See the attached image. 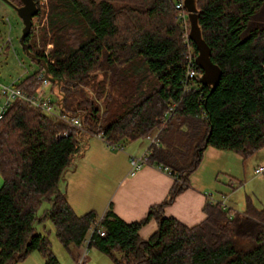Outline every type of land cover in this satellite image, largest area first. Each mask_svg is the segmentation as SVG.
<instances>
[{
	"label": "trees",
	"instance_id": "16d2710c",
	"mask_svg": "<svg viewBox=\"0 0 264 264\" xmlns=\"http://www.w3.org/2000/svg\"><path fill=\"white\" fill-rule=\"evenodd\" d=\"M49 3L39 38L43 47L52 41L50 57L38 47L33 27L26 42L47 62L55 102L81 114L90 132H103L113 145L162 127L150 160L169 167L176 180L140 220L126 222L111 208L102 216L93 210L78 215L61 182L83 148V135L77 129L64 135L62 121L14 101L0 119V264H17L34 251L45 264H59L48 237L34 227L44 200L50 208L43 218L51 220L65 247L90 237L87 246L113 264H264V204L248 198L246 208L236 211L208 200L206 219L194 226L164 214L189 186L208 146L245 159L264 147V0H196L202 35L222 70L213 91L201 78L200 90L184 91L187 44L174 0ZM36 16L42 17L40 10ZM189 44L197 55L191 39ZM36 62L39 70L19 83L29 92L44 71ZM151 219L158 229L142 238L140 229Z\"/></svg>",
	"mask_w": 264,
	"mask_h": 264
},
{
	"label": "crops",
	"instance_id": "0c3cea01",
	"mask_svg": "<svg viewBox=\"0 0 264 264\" xmlns=\"http://www.w3.org/2000/svg\"><path fill=\"white\" fill-rule=\"evenodd\" d=\"M83 137V150L74 156L78 163L71 169L72 171L68 169L63 178L66 181L63 189H65L66 197L76 213L78 207H83L81 202L84 196L83 190L88 185L91 186L90 183L98 185L99 182L105 183L113 180V187L108 195L104 196L102 200V197L99 198L98 195L94 197V203L100 204L101 208L98 210L93 207L90 208V211L93 210L102 216L107 209L111 208L126 222L140 220L153 204L162 202L167 197L176 180L172 174L153 164L143 166L135 174L130 173V155L143 153L147 148L144 143H138V139L127 141L124 143L127 144V147L123 144V149H127L128 152L117 151L120 148H114L117 151L114 152L109 150L113 148L112 146L96 136L83 135ZM223 150L212 146L206 148L198 169L189 179V186L164 208L165 216L175 217L187 226H194L206 219L205 206L208 200L212 201L209 193H212L213 184L207 178H203V175L207 164L215 157L231 154ZM261 164L264 165V160L261 161ZM69 173L70 176H68ZM84 175L89 176L85 178ZM71 181L74 182L77 189H80L73 195V200L69 198L72 195L70 192L72 190L69 189L72 186ZM92 194L93 192H91ZM94 203L93 205H95ZM157 229V221L151 219L140 229V236L145 239L149 238ZM85 243L86 241L83 244ZM77 263L79 264V261ZM17 264H45V258L41 253L34 251Z\"/></svg>",
	"mask_w": 264,
	"mask_h": 264
},
{
	"label": "rangeland",
	"instance_id": "374dc122",
	"mask_svg": "<svg viewBox=\"0 0 264 264\" xmlns=\"http://www.w3.org/2000/svg\"><path fill=\"white\" fill-rule=\"evenodd\" d=\"M39 10L42 17L36 16L33 19L34 36L36 35L38 47L43 49L48 57L50 50L53 47L52 41H48L45 47L40 43V30L41 27L46 26L48 20V13L50 9L49 0H40ZM179 16V12H178ZM8 18V23L5 24L2 18ZM180 20V17H179ZM23 28L22 19L19 17L16 11L12 10L6 5H3L0 1V82L4 84H18L24 78L34 74L39 70V64L35 59L29 57L20 43V35ZM190 29V28H188ZM34 40V38L32 39ZM31 40V41H32ZM52 84L50 83L46 87L47 96L51 97L53 101L57 100L58 93L52 91ZM80 93V91H79ZM89 96L93 93L85 91ZM79 96H81L79 94ZM94 98V97H93ZM95 99V98H94ZM102 121L97 123V127L102 126ZM87 139V138H86ZM95 139V138H94ZM144 143L148 147L149 140L146 138L138 139V143ZM127 147V144H124ZM83 150V148L81 149ZM110 151H116L114 148H110ZM206 150V149H205ZM204 150V153L206 152ZM117 151L128 152L127 149H117ZM116 151V152H117ZM227 151L221 157H215L214 160L207 164L204 171L203 178L210 180L213 184L211 192L215 198L220 201L225 200V203L236 211H243L247 205L248 197L252 202L260 207L264 204V174H256L255 167L262 165L261 161L264 160V147L257 153L249 158H243L239 153L232 150ZM208 152V151H207ZM78 163L77 158L73 159L69 171H72L75 165ZM193 172L191 176L194 174ZM71 174L69 173L68 176ZM73 176V173H72ZM89 175L85 176L87 178ZM101 180V179H100ZM99 180V181H100ZM72 186L69 187L71 192L70 200H73V195L80 189L71 181ZM2 184V178L0 176V186ZM66 181L62 180L61 185L65 188ZM83 184V183H82ZM103 184V185H102ZM113 180L98 185L87 186L83 191L84 196L81 200L83 207H78V215L85 214L90 211V208L100 209V204H95L94 197L98 195L101 200L104 196L110 193L112 189ZM75 185V187H73ZM84 186L86 184L84 183ZM91 192L93 194L91 195ZM89 193V195H88ZM85 202V203H84ZM93 203L95 205H93ZM50 208V202L44 200L37 210L38 221L35 222L34 227L37 232L46 235L51 243V249L57 257L59 264H113L111 257L96 247H88L87 243L83 245L71 244L68 248L65 247L56 235V230L49 218H43L45 211ZM79 256V257H78ZM77 260V261H76Z\"/></svg>",
	"mask_w": 264,
	"mask_h": 264
},
{
	"label": "built area",
	"instance_id": "2783aa9c",
	"mask_svg": "<svg viewBox=\"0 0 264 264\" xmlns=\"http://www.w3.org/2000/svg\"><path fill=\"white\" fill-rule=\"evenodd\" d=\"M175 7L179 12L180 21L182 22L184 28V38L185 43L187 44L186 51L184 53V91H189L191 89L200 90L201 84L199 80L202 73L198 70V65L196 63V55L193 51V48L189 44V32H190V22L188 18V11L185 7V0H174ZM40 0H37V5L40 7ZM37 80L39 84L34 92H29L24 87L18 84H4L0 82V119H3L10 108L11 104L14 101H23L26 102L42 112L56 117L58 120L62 121L67 129L64 131V135H67L68 132L72 129L79 130L80 135H93L102 140H104L109 146L113 148L123 149V145H113L106 141L103 132H90L83 122L81 114L71 113L60 108V105L51 99V97L46 94V87L51 83L49 78L45 75V71H41L37 74ZM178 103H173L169 109L166 111L165 116L163 117V123H166L168 118L171 116ZM162 127L157 129L153 134H148L145 138L149 140V145L145 151L141 154H131L130 155V173L135 174L140 168L145 165L153 164L157 168L162 169L169 174L171 170L169 167L162 164L152 163L150 160V146L158 145V134L161 131ZM256 174H264V165H259L255 167ZM209 196L213 202H219L222 207L230 208L225 200L220 201L218 198H215L212 193H209ZM96 226V225H95ZM94 228H92L93 231ZM99 232L100 229H98ZM102 233V232H101ZM90 237L85 241L88 243Z\"/></svg>",
	"mask_w": 264,
	"mask_h": 264
},
{
	"label": "water",
	"instance_id": "95a60500",
	"mask_svg": "<svg viewBox=\"0 0 264 264\" xmlns=\"http://www.w3.org/2000/svg\"><path fill=\"white\" fill-rule=\"evenodd\" d=\"M5 1L9 2L14 7L17 14L22 19L23 28L20 36V43L24 47L26 54L29 57L42 62L45 75L53 82L54 78L49 74L46 60L44 58H39L36 54L31 52L25 39L32 29L33 17L38 13L37 1L22 0V5L20 6L13 4L10 0ZM185 7L188 11L190 22L189 37L194 42L197 49L196 63L202 70L201 81L204 85L210 86L211 91H213L219 84L222 70L218 64L213 62L211 58V48L202 35L196 0H185Z\"/></svg>",
	"mask_w": 264,
	"mask_h": 264
},
{
	"label": "flooded vegetation",
	"instance_id": "af4514ba",
	"mask_svg": "<svg viewBox=\"0 0 264 264\" xmlns=\"http://www.w3.org/2000/svg\"><path fill=\"white\" fill-rule=\"evenodd\" d=\"M1 1V3L3 4V5H6V6H8L9 8H11L12 10H14V11H16L15 9H14V7L9 3V2H7V1H5V0H0ZM13 4H15V5H17V6H20V5H22V0H10ZM37 1V0H36ZM38 12H39V6H38ZM37 15V14H36ZM36 15L33 17V19L36 17ZM2 21H3V23H5V24H7L8 23V18H6V17H3L2 18ZM32 26H33V24H32ZM32 30V29H31ZM22 33V32H21ZM30 35H31V31H30V33L28 34V36L25 38V39H29V37H30ZM21 36V35H20ZM23 47V46H22ZM23 49H24V47H23ZM25 50V49H24ZM26 52V51H25ZM40 57V56H39Z\"/></svg>",
	"mask_w": 264,
	"mask_h": 264
}]
</instances>
